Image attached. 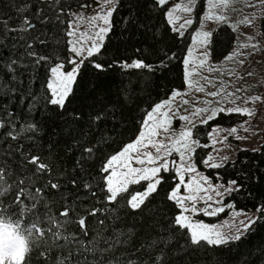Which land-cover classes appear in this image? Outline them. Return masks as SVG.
Listing matches in <instances>:
<instances>
[{
  "label": "snow or ice",
  "instance_id": "6c2138e0",
  "mask_svg": "<svg viewBox=\"0 0 264 264\" xmlns=\"http://www.w3.org/2000/svg\"><path fill=\"white\" fill-rule=\"evenodd\" d=\"M232 2L30 0L16 6L18 23L13 24L11 16L0 18V98L5 99L0 104V145H6L5 158L0 160V264H32L34 258L42 264H177L173 258L177 250L229 246L257 226L264 227V193L254 213L238 209L235 201L225 198L245 187L244 177L224 180L219 172L210 176L196 162L197 150L211 146L213 151L201 156L200 164L225 168L230 157L221 156L223 149L216 145L229 136L247 139L238 131H252L245 125L256 109L248 104L264 101V95L238 96L246 92L244 88L227 91L221 79L224 70L213 67L217 45L228 35L222 26L228 25L233 32L239 29L229 16ZM247 6H264V0ZM208 21L216 26L208 28ZM161 23L164 30L158 39ZM239 23L251 26L254 20L245 17ZM118 25L123 33H139L153 43L141 39L140 46L134 47L135 59L115 58L110 44ZM186 32L191 44H185L181 58L182 81L187 89L205 96L197 97L193 110L189 113L185 108L184 114L175 101L187 92L173 88L168 98L143 109L145 115L133 136L113 148L125 134L117 130L127 122L126 113L141 105L139 97L127 89L123 95L118 90L114 98L101 73L114 65L153 74L166 70L178 59L174 46ZM247 39L255 38L248 35ZM234 45L219 58L221 63L245 56L242 49L250 48L251 55L259 48L258 42L241 43L239 35ZM153 55L155 62L149 60ZM244 63L239 60L240 65ZM205 71L220 73L215 77L219 88L206 91L200 80L213 85V77L204 76ZM233 74L234 69L228 72ZM241 100L243 106L238 103ZM190 103L183 100L184 105ZM233 114L242 123H209ZM177 117L182 123L175 131L172 125ZM202 137L207 140L202 142ZM57 149L65 156L73 153L70 170L62 162H52ZM245 176L251 179L250 174ZM64 177L72 185L70 191L65 190ZM256 179L264 185V176ZM133 185L138 187L129 192ZM80 192L90 197L83 208L77 203ZM160 192L169 206L163 211L153 208ZM55 202H62L58 215L52 208ZM226 210L231 217L221 223L202 218L217 217ZM129 216L135 218L132 226L127 225ZM93 223L100 231L91 227ZM108 230L111 236L105 238L103 232ZM102 240L105 247L100 246ZM41 241L46 247L37 252ZM119 245L130 246L128 259L115 255Z\"/></svg>",
  "mask_w": 264,
  "mask_h": 264
},
{
  "label": "trees",
  "instance_id": "16d2710c",
  "mask_svg": "<svg viewBox=\"0 0 264 264\" xmlns=\"http://www.w3.org/2000/svg\"><path fill=\"white\" fill-rule=\"evenodd\" d=\"M30 2V0H0V18H7L8 16L13 17V24L18 23L16 6H22L24 3ZM49 3L52 0H48ZM63 3L64 0H61ZM68 3H71L72 0H67ZM156 20L153 19L152 23H155ZM119 31L117 34L111 37V53H116L117 59H135L138 55L134 51V47H138L139 41L141 39L147 40L148 43H153V41L148 37L144 36L143 38L139 33L133 35L132 33H123L122 26L118 25ZM164 25L160 24V27L157 29V38L159 39L163 35ZM222 30H225L228 35L221 37V42L217 45L216 54L217 58L215 60H220L219 58L223 55H226L232 47L233 33L227 28L222 27ZM189 32L192 29L188 30ZM191 44V39L188 36V32L185 33V38L180 42L178 46H174V50L177 52L178 59L174 61L168 69H160L154 74L147 71L140 70H121L118 65H114L111 69H108L105 73H101L102 79L105 81L106 85L110 87L113 97L119 90L123 95L125 89L128 92H131L134 96L139 97L140 109L132 110L131 112L126 113L128 119L124 124L122 129L117 131L124 132V135L119 137V140L116 145H113V148H118L120 142L125 141L133 136V132L139 125V121L144 117L143 109H150L155 102L168 98L173 88L182 89L185 84L182 81V63L181 58L185 49V44ZM147 48V44L144 45ZM163 47V45H160ZM3 49H0L2 52ZM110 53V54H111ZM149 60L151 62L156 61V57L150 56ZM5 102L4 98H0V104ZM237 115H232V118L221 116L218 120L209 122L210 125L220 124L223 126H229L231 124H236L238 121L236 119ZM200 128H205L207 126L198 125ZM207 140L206 137H202V142ZM209 142V141H207ZM6 145H0V160H3L4 150ZM209 149L205 148L203 150H197V165L200 170L205 171L208 175H213L215 172H219L224 180H229L236 178L238 180L241 177L244 179L241 181L244 183L245 187L242 188L238 193H233L231 196L227 197V201H235L236 208H243L249 212H255L256 207L261 203V193H264V185L260 184L257 177L264 176V130H263V144L260 150H241L239 151L234 166L232 162L226 165L225 168L215 170L208 169L205 170L204 166L200 164V157L208 153ZM42 151V150H41ZM106 151H111V149H106ZM44 156H47V153H43ZM73 153L69 152L66 156L62 151L57 149V154L52 158V162L59 165L61 162L65 169L70 170L73 167L72 160ZM47 162V160H46ZM248 173L251 176V179L247 178L245 174ZM68 177H64L66 183L67 191L72 189L71 184H67ZM42 184L43 181H40ZM138 187V186H134ZM134 187L129 188V192L132 191ZM251 192V194H249ZM80 201L77 203L83 208L85 205H88L90 197L85 196L84 192H80ZM165 193L160 192L156 200L153 202V208H159L161 211L165 210L167 202L165 201ZM53 211L58 215L62 211V202H55L52 204ZM70 216L72 213L69 214ZM91 219V218H89ZM135 222V218L129 216L127 219V225L132 226ZM74 227V226H73ZM91 227L95 231H100V226L97 224H92ZM123 227V225H121ZM139 231V227H137ZM94 233H90V236ZM105 238L111 236V231L103 232ZM115 239V237H112ZM142 238V237H141ZM174 243V242H173ZM179 243L184 244V240L180 239ZM101 247L106 246L105 240L100 242ZM46 247V244L41 241L36 245L37 252L42 251ZM119 250L115 252V255L121 259L125 260L129 258V252L131 248L129 245H119ZM128 251H125V249ZM173 258L177 261V264H180V261H183V264H264V227L257 226L254 230L242 237L241 241L234 242L229 246H220L219 248H213L208 246L207 248H187L182 253L179 250L173 253ZM92 257L89 256V260ZM32 264H42V261L39 258H34Z\"/></svg>",
  "mask_w": 264,
  "mask_h": 264
},
{
  "label": "rangeland",
  "instance_id": "374dc122",
  "mask_svg": "<svg viewBox=\"0 0 264 264\" xmlns=\"http://www.w3.org/2000/svg\"><path fill=\"white\" fill-rule=\"evenodd\" d=\"M177 2H181V0H169L170 4L177 3ZM254 3H255V0H233L232 5L230 6V10H229V16L232 22L237 23L239 25L238 32H233L232 29L228 25H223L222 27H227L233 33L231 50L235 46L234 40H235L236 35H239L241 43L258 42L259 44L258 50L255 53L248 55V53H250L252 50L250 48L242 49V51H244L246 55L242 57H237L232 62L224 61L223 63H221L220 60H215V62H213V67H219L224 70V73L221 79L224 81L226 85V90L235 91L236 88H244L246 89V92H239L237 93V95L241 97H245V98L250 97L252 95H264V11L261 10L262 8H264V6H259L257 8L247 6L249 4H254ZM88 14H91V13L89 12ZM245 17L253 19L254 20L253 25L249 26L247 24L239 23ZM179 22H182V21H179ZM206 23H207L208 28H214L216 26L215 21H208ZM192 27L194 28L195 25H193ZM190 29L192 28H189V30ZM248 35L253 36L255 38L254 41H248L247 39ZM240 59L245 60V63L243 65L239 64ZM232 69L235 70V74L228 75V72ZM249 72L253 74L249 76L248 75ZM203 75L212 76L213 85H215V87H213V85H209L207 84L205 80L201 79L200 83L205 86L206 91L216 90L217 88L220 87V81L215 79L216 76L220 75L219 72L208 73L205 71L203 72ZM240 77H243V79H240ZM181 90L186 91L187 95L183 97H178L175 101V104L181 107L182 113H184L185 108H187L188 112L190 113L193 110L192 105L196 103V98L197 97L203 98L205 96V93L196 92L194 89H187L186 85ZM184 99H188L192 101V103L188 105H184L183 104ZM238 103L241 104V106H243L242 100L238 101ZM198 106H202V104ZM248 106L254 107L256 109L255 114L249 120V124L245 125L246 127H250L252 131L246 133L243 131L242 128L239 129L238 131V134L241 137L246 136L248 138L237 140L234 137L229 136L228 141H226L224 144L216 145L217 148L223 149V151L219 153L221 156L227 155L230 157L229 163L236 160V157L239 151L241 150L256 149L258 151L262 147L263 130H264V101H258L256 102L255 105L249 103ZM184 114H187V113H184ZM233 115H237V114H233ZM243 119L247 120L249 118L244 117ZM181 123L182 122L177 117L174 121V124L172 125L173 130L178 131ZM238 123H242V121ZM221 135H227V133L221 132ZM208 143L210 145V141ZM208 149H209L208 150L209 152L213 151L211 146L208 147ZM213 154L215 155L214 152ZM204 169L208 170V168L205 166H204ZM203 172L207 174L205 171ZM186 180H187V177H186ZM214 182H217V181L214 180ZM134 186L135 185L130 186L129 188L134 187ZM230 217H231V211L226 210V213L220 214L217 217L203 216L202 218L205 222L221 223L222 220L229 219Z\"/></svg>",
  "mask_w": 264,
  "mask_h": 264
}]
</instances>
